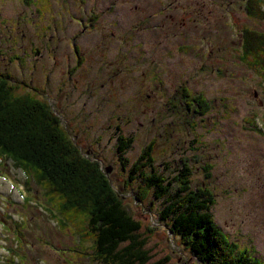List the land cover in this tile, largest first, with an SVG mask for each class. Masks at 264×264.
<instances>
[{
  "label": "rangeland",
  "instance_id": "374dc122",
  "mask_svg": "<svg viewBox=\"0 0 264 264\" xmlns=\"http://www.w3.org/2000/svg\"><path fill=\"white\" fill-rule=\"evenodd\" d=\"M246 1L0 0V73L49 104L100 161L130 215L153 230L149 264L197 262L157 220L163 205L123 187L119 136L132 142L128 165L150 144L161 174L190 164L193 186L215 195L217 227L264 262V78L241 54V32L264 33V19H250ZM185 88L210 102L206 114L186 117ZM43 193L0 159V264H102L90 239L51 218Z\"/></svg>",
  "mask_w": 264,
  "mask_h": 264
},
{
  "label": "trees",
  "instance_id": "16d2710c",
  "mask_svg": "<svg viewBox=\"0 0 264 264\" xmlns=\"http://www.w3.org/2000/svg\"><path fill=\"white\" fill-rule=\"evenodd\" d=\"M246 13L263 20L264 0H247ZM241 36L242 61L264 78V33L244 28ZM22 86L8 73H0V159L21 171L27 187L33 182L43 189L45 203L59 214L51 218L72 226L80 239H90L93 255L102 264H149L146 233L153 230L148 225L144 229L130 215L100 161L85 155L52 107L34 94H20ZM182 97L188 118L211 108L203 95L194 97L186 88ZM118 140L121 166L127 170L123 187L127 190L134 182L140 202L149 199L151 208L157 202L163 205L155 214L157 220L197 264H264L217 227L212 214L215 195L205 186H193L190 164L180 161L183 166L169 178L156 169L150 144L128 165L123 155L132 142L122 136ZM208 169L204 168L206 179ZM167 261L165 257L154 264Z\"/></svg>",
  "mask_w": 264,
  "mask_h": 264
},
{
  "label": "flooded vegetation",
  "instance_id": "af4514ba",
  "mask_svg": "<svg viewBox=\"0 0 264 264\" xmlns=\"http://www.w3.org/2000/svg\"><path fill=\"white\" fill-rule=\"evenodd\" d=\"M246 14V13H245Z\"/></svg>",
  "mask_w": 264,
  "mask_h": 264
}]
</instances>
